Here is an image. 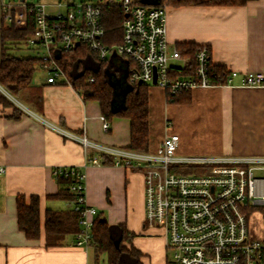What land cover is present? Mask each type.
I'll return each instance as SVG.
<instances>
[{
  "label": "crops",
  "instance_id": "0c3cea01",
  "mask_svg": "<svg viewBox=\"0 0 264 264\" xmlns=\"http://www.w3.org/2000/svg\"><path fill=\"white\" fill-rule=\"evenodd\" d=\"M10 2L20 1L0 0V65L2 29L8 26L4 5ZM167 38L174 46L207 45L213 65L241 75L264 72V0L241 7L169 6ZM17 47L9 44L7 52L20 57L23 47ZM37 71L45 76L33 78L30 90L17 98L0 85V165L5 168L0 174V264H90V252L95 257L93 248L75 245V235L48 247L43 230L39 240H29L18 227L19 196L40 198L43 225L47 209H70L69 202L48 198L60 188L53 174L57 167H75L86 174L87 203L109 224L126 227L144 264H166L163 230L145 224L144 190L137 188L144 182L143 171L112 164L86 165L83 146L60 132L85 133L93 142L127 149L130 120L115 116L109 120L111 130L104 133L98 101L85 100L64 79L49 84L41 66ZM188 95L189 103H170L162 88L149 86V152L174 132L180 136L178 154L182 156L264 155V87L243 86L240 77L232 85L198 88ZM5 97L14 106L4 105L1 98ZM168 121L172 123L169 128Z\"/></svg>",
  "mask_w": 264,
  "mask_h": 264
},
{
  "label": "built area",
  "instance_id": "2783aa9c",
  "mask_svg": "<svg viewBox=\"0 0 264 264\" xmlns=\"http://www.w3.org/2000/svg\"><path fill=\"white\" fill-rule=\"evenodd\" d=\"M108 4L115 5L113 1L10 2L4 5V19L8 25L25 28L33 18L34 32L23 44L37 52L49 84L64 79L65 84L72 85L57 57L83 45L100 61L109 60L110 65L120 58L131 85L141 81L158 86L166 92L168 101L198 88L232 85L240 77L243 86L264 87V72L241 75L227 69L222 74L214 73L207 45L198 47L193 58L171 45L167 6L122 0L117 4L126 15L122 43L107 44L103 19ZM112 67L121 69L116 63ZM94 81L95 77L88 78V82ZM100 120L103 132L109 133L110 121L104 115ZM171 125L168 121L167 127ZM60 132L83 146L86 165H104L106 156L113 159L114 166L143 171L145 224L163 230L168 249L166 264H264V239L252 237L249 229V212L264 208V178L257 176L264 172V155L182 156L178 154L180 136L174 132L164 137L157 150L148 153L104 146L85 133ZM4 171L0 165V174ZM53 174L75 179L70 186L75 199L69 202L79 216L75 245L84 250L93 248L98 211L86 200V174L75 167H57Z\"/></svg>",
  "mask_w": 264,
  "mask_h": 264
},
{
  "label": "trees",
  "instance_id": "16d2710c",
  "mask_svg": "<svg viewBox=\"0 0 264 264\" xmlns=\"http://www.w3.org/2000/svg\"><path fill=\"white\" fill-rule=\"evenodd\" d=\"M254 0H135L138 4H154L167 7L182 6H216V7H241ZM126 19L123 9L115 5L104 8V25L107 29V44L118 45L122 43L123 22ZM33 18L25 28H17L9 24L2 29L3 56L0 65V85L14 97H18L31 88L34 75L40 66V59L17 57L7 52V45H22L34 32ZM183 55L193 58L195 51L202 45L194 43H180L176 45ZM209 47V46H208ZM210 48V47H209ZM211 51V48H210ZM58 58L65 77L72 83L85 100H96L100 103L102 114L107 120L121 117L130 120L131 141L127 147L130 151L148 153L150 150V97L149 85H131L128 79H121V84L113 87L109 81L106 70L114 73L119 78V73L107 61H100L98 56L91 53L83 45L71 52L64 53ZM214 73L222 74L227 68L212 65ZM229 70V69H228ZM90 76L95 77L93 83L88 82ZM114 80V79H113ZM222 81L221 83H224ZM9 101V102H8ZM188 93L173 96L170 103H189ZM4 105H13L8 98H1ZM14 106V105H13ZM16 110H18L16 108ZM20 113V110H18ZM18 115V113H16ZM15 115V116H17ZM103 164L110 165L113 159L103 157ZM59 191L49 199L70 202L75 199L70 186L75 182L73 177H57ZM78 213L73 209L56 211L47 209L44 225L41 222L40 198L25 196L17 198V220L19 229L29 240H39L42 230L45 233L46 246H58L65 237L75 235L79 231ZM131 234L122 224L111 225L103 215H97L93 226V249L95 257L106 254L108 264H144L142 252L134 245L128 246Z\"/></svg>",
  "mask_w": 264,
  "mask_h": 264
},
{
  "label": "rangeland",
  "instance_id": "374dc122",
  "mask_svg": "<svg viewBox=\"0 0 264 264\" xmlns=\"http://www.w3.org/2000/svg\"><path fill=\"white\" fill-rule=\"evenodd\" d=\"M8 1H15L17 2L18 0H8ZM27 3H37V2H42L44 3L46 0H26ZM113 1L115 4H119L122 0H74L75 3L81 4V3H104V2H109ZM157 0H149V3H154ZM51 11V10H50ZM49 13H53L49 12ZM18 46V45H17ZM23 47L22 53L19 55L20 57H25V58H37L38 54L37 52H34L33 50H28L27 47H25L24 44L19 45V47ZM17 47V48H19ZM117 63L116 66L121 68L122 70L125 68L124 63H122L120 58H115L114 59ZM34 78L36 80H41L45 75L41 71H36ZM152 85H150L151 87ZM257 176L260 178H264V172H258ZM138 190L143 188L144 190V198H145V184L139 183L137 185ZM60 204L64 205L66 207V203L60 202ZM249 229H250V234L252 237L257 238V239H262L264 238V208H257L249 212ZM137 237V236H136ZM127 245L130 246V244L135 245V241L132 237L129 238V241H126ZM137 243V242H136ZM136 246V245H135ZM94 257L93 252H90V264H108V259L106 254H100L96 259Z\"/></svg>",
  "mask_w": 264,
  "mask_h": 264
},
{
  "label": "water",
  "instance_id": "95a60500",
  "mask_svg": "<svg viewBox=\"0 0 264 264\" xmlns=\"http://www.w3.org/2000/svg\"><path fill=\"white\" fill-rule=\"evenodd\" d=\"M19 1H20V3L25 2V0H19ZM111 60H112V58H111ZM106 74L108 75L109 81L112 83V86L114 88L121 84V79L116 78V75L114 73H110L109 70H106ZM123 78L126 79V75H124ZM154 83H156V79H154ZM138 84L141 85L142 82L140 81Z\"/></svg>",
  "mask_w": 264,
  "mask_h": 264
},
{
  "label": "flooded vegetation",
  "instance_id": "af4514ba",
  "mask_svg": "<svg viewBox=\"0 0 264 264\" xmlns=\"http://www.w3.org/2000/svg\"><path fill=\"white\" fill-rule=\"evenodd\" d=\"M119 71V70H118ZM118 75H119V78L118 79H122L123 78V76L125 75V73H124V69L122 70V69H120V71H119V73H117ZM124 79V78H123ZM122 79V80H123Z\"/></svg>",
  "mask_w": 264,
  "mask_h": 264
}]
</instances>
